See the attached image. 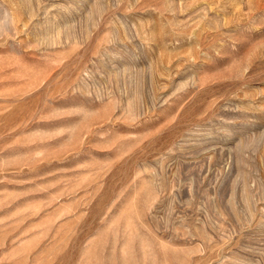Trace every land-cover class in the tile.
Returning a JSON list of instances; mask_svg holds the SVG:
<instances>
[{
	"label": "rangeland",
	"instance_id": "obj_1",
	"mask_svg": "<svg viewBox=\"0 0 264 264\" xmlns=\"http://www.w3.org/2000/svg\"><path fill=\"white\" fill-rule=\"evenodd\" d=\"M0 264H264V0H0Z\"/></svg>",
	"mask_w": 264,
	"mask_h": 264
}]
</instances>
